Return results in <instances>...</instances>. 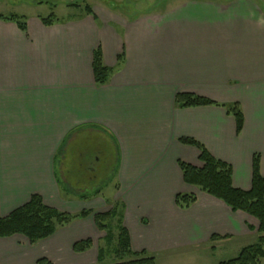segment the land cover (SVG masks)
<instances>
[{
	"label": "crops",
	"instance_id": "1",
	"mask_svg": "<svg viewBox=\"0 0 264 264\" xmlns=\"http://www.w3.org/2000/svg\"><path fill=\"white\" fill-rule=\"evenodd\" d=\"M24 18V32L0 20V218L32 195L72 215L114 208L131 250L155 264L161 253H202L215 243L235 251L255 235L254 218L184 183L178 164L202 167L199 151L179 142L190 138L230 166L235 188L249 190L254 157L264 178V2L181 0L125 17L97 6L49 26ZM96 50L109 70L100 86ZM177 94L218 105L177 108ZM232 104L242 114L238 133L223 108ZM109 141L118 151L117 189L104 202L90 175ZM179 194L196 201L181 210ZM99 233L91 214L28 243L34 249L25 254H14L22 236L0 238V264L84 262L73 244H93Z\"/></svg>",
	"mask_w": 264,
	"mask_h": 264
},
{
	"label": "trees",
	"instance_id": "2",
	"mask_svg": "<svg viewBox=\"0 0 264 264\" xmlns=\"http://www.w3.org/2000/svg\"><path fill=\"white\" fill-rule=\"evenodd\" d=\"M84 11L91 13V7L85 6ZM0 20L13 22L21 31H25L24 17L0 15ZM44 25L57 22L53 15L42 18ZM92 74L96 85L100 86L108 81L109 70L103 66L99 50L94 51L92 58ZM175 107L189 108L199 106L218 105L210 100L188 94H177L174 99ZM227 114L235 119L236 132L242 125V114L237 104L223 106ZM179 142L195 147L199 151L198 160L201 168L179 163L184 183L195 187L200 192L215 198L227 206L232 212H241L252 218L257 223L258 237L254 244L244 247L238 255L227 261L217 264H264V178L258 172V159L253 158L252 179L249 190H241L232 185L231 168L226 163L213 158L206 149L190 138H181ZM196 198L193 194H179L175 197V205L181 210L188 209ZM93 215L96 229L102 232L105 248H96V264H106L105 254L111 257L110 264H155L153 257L144 256L143 252L136 253L130 248L127 230L116 216L114 208L103 213H93L83 210L79 214H68L44 205L38 195H32L23 206L13 210L6 217L0 218V238L15 235L25 238L30 245L51 237L58 228H62L76 219H84ZM213 238V236H212ZM92 247L90 239L76 242L72 251L82 254ZM35 264H52L45 258L38 259Z\"/></svg>",
	"mask_w": 264,
	"mask_h": 264
},
{
	"label": "rangeland",
	"instance_id": "3",
	"mask_svg": "<svg viewBox=\"0 0 264 264\" xmlns=\"http://www.w3.org/2000/svg\"><path fill=\"white\" fill-rule=\"evenodd\" d=\"M181 0H0V15L9 17L11 15L18 16H41L48 17L53 15L54 18L58 20H66L77 16L79 13L84 11V7H97L102 6L107 10L112 12H117L120 15H138L139 13L145 11H160L162 9H167L179 3ZM259 2H264V0H258ZM160 4L163 5L160 8ZM25 20V18H24ZM94 142L93 138H88L85 141L87 145V150L93 149L91 145ZM104 158H101V161L96 165L97 170L92 175L89 172H79L88 176L91 174V177L94 179L91 182L92 186H95L96 189H99L97 198L104 202H111L112 197L117 189V147L112 148L110 141L104 145ZM115 162V165H114ZM69 166H66V169ZM70 188H75L74 182L68 180ZM249 224L250 221H248ZM248 225V224H247ZM104 234L101 232L98 234L99 238L93 239L92 248L89 252H85L80 256L83 258L84 262H76L75 264H96L95 262V253L96 248H105V242L103 240ZM258 233L256 229L255 235H249L242 241H238L237 248L235 251L239 250V243L244 247L254 244L257 240ZM15 242L18 244V248L14 247L15 253L25 254V251H31L33 247L29 248L28 242L22 238H16ZM41 242V241H40ZM43 242V241H42ZM214 242V241H213ZM226 244V243H225ZM228 244V243H227ZM210 248L202 253H187L186 255H177V256H168L164 253H161L160 257L157 258V264H217L222 261H227L236 257V252L231 249H222L218 247V243L211 244ZM215 246V247H214ZM241 248V249H243ZM179 252L175 251V254ZM76 254V253H74ZM79 258V257H78ZM62 259V258H61ZM106 264H110L111 257L109 254H105ZM59 261V262H58ZM60 258L55 260V264H60ZM79 261V260H78ZM74 264V263H72Z\"/></svg>",
	"mask_w": 264,
	"mask_h": 264
}]
</instances>
